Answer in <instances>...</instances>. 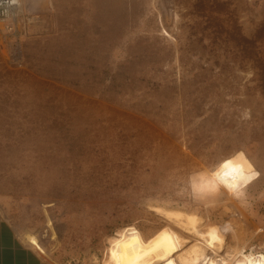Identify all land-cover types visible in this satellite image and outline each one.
Returning <instances> with one entry per match:
<instances>
[{
    "label": "rangeland",
    "instance_id": "obj_1",
    "mask_svg": "<svg viewBox=\"0 0 264 264\" xmlns=\"http://www.w3.org/2000/svg\"><path fill=\"white\" fill-rule=\"evenodd\" d=\"M239 151L236 191L216 171ZM0 213L55 264L165 227L180 240L158 264L264 253V0H20L0 25Z\"/></svg>",
    "mask_w": 264,
    "mask_h": 264
},
{
    "label": "bare ground",
    "instance_id": "obj_2",
    "mask_svg": "<svg viewBox=\"0 0 264 264\" xmlns=\"http://www.w3.org/2000/svg\"><path fill=\"white\" fill-rule=\"evenodd\" d=\"M19 1L11 0L15 10ZM253 168L254 164L251 159L243 151H239L224 158L216 172L227 187L238 191L242 187L243 180L251 177ZM155 208L161 210V207ZM164 214L179 221L186 229L197 232L204 244L211 247L213 251L222 252L225 250L226 233L220 226L210 224L202 231L199 229V216L196 213L173 209L164 210ZM177 240H180L179 236L173 231L171 232L169 227H165L143 243L130 244L122 248H111L108 264L162 263L167 261L175 252ZM207 246L205 248L194 244L190 250L188 249V254L179 256L180 264H201L208 255ZM236 264H264V253H246L239 249Z\"/></svg>",
    "mask_w": 264,
    "mask_h": 264
},
{
    "label": "crops",
    "instance_id": "obj_3",
    "mask_svg": "<svg viewBox=\"0 0 264 264\" xmlns=\"http://www.w3.org/2000/svg\"><path fill=\"white\" fill-rule=\"evenodd\" d=\"M0 264H55L45 258L0 213Z\"/></svg>",
    "mask_w": 264,
    "mask_h": 264
},
{
    "label": "built area",
    "instance_id": "obj_4",
    "mask_svg": "<svg viewBox=\"0 0 264 264\" xmlns=\"http://www.w3.org/2000/svg\"><path fill=\"white\" fill-rule=\"evenodd\" d=\"M16 10L14 9L11 0H0V25L7 17L15 15ZM4 29L12 30V25L4 23Z\"/></svg>",
    "mask_w": 264,
    "mask_h": 264
}]
</instances>
